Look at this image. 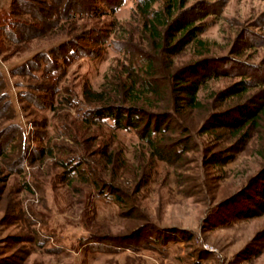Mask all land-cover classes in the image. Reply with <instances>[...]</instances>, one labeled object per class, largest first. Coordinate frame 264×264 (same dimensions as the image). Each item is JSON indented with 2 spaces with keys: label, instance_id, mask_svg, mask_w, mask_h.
Returning a JSON list of instances; mask_svg holds the SVG:
<instances>
[{
  "label": "rangeland",
  "instance_id": "1",
  "mask_svg": "<svg viewBox=\"0 0 264 264\" xmlns=\"http://www.w3.org/2000/svg\"><path fill=\"white\" fill-rule=\"evenodd\" d=\"M12 1L0 0V11L9 10ZM196 1L190 0L188 6ZM101 6L109 13L107 7ZM135 6L136 0H124L115 13L80 18L69 25L72 34L98 29L96 40H108L82 42L94 51L93 56H79L68 65L59 61L64 72L57 83L59 94L39 89L52 83L44 75V67L33 69V63L32 69L23 66L38 53L57 46L64 39L63 34L34 39L21 45V50L5 43L9 57L0 54V70L12 103L10 122L20 127V133L9 146H14L16 152L6 160L0 158V264H264V213L232 218L235 208L251 207L249 201L243 200L236 207L213 209L223 199L244 192L250 180L263 170L256 144L207 172L199 165L201 153H190V160L184 163V168L190 170L183 177L181 163L141 160L144 152L139 151L140 141L134 132L113 130L111 120L103 125L83 124L85 113L91 108L84 91H99L112 68L122 63V55L110 42L121 28L133 33L137 24L133 20ZM205 22L207 29L199 37L210 42L209 53L201 56L202 50L192 44L174 58L177 67L205 55L230 56L241 32L264 38V0H225L221 15L209 16ZM263 59L264 48H252L244 54V60L250 63L260 64ZM17 68L21 75L15 76L12 71ZM237 80L211 79L200 90L199 98L211 101L213 92ZM7 124L5 121L2 126ZM200 140L208 145L212 138L205 136ZM107 146L110 152L124 155L128 169L144 164L146 174H151L135 196V206L144 222L162 230L188 231L192 240L180 237L161 245L145 239L122 248L99 242L109 236L129 234L135 229L134 221L123 216L115 201L99 195L93 177L75 175L73 180L67 179L64 165L68 163L71 169L76 159L74 164L82 163L88 173L97 168L98 154ZM24 154L22 172L9 173L6 164L16 162ZM119 175L121 185L131 193L135 191L131 174ZM27 238L32 241L23 242ZM149 245L154 248L145 247Z\"/></svg>",
  "mask_w": 264,
  "mask_h": 264
},
{
  "label": "trees",
  "instance_id": "2",
  "mask_svg": "<svg viewBox=\"0 0 264 264\" xmlns=\"http://www.w3.org/2000/svg\"><path fill=\"white\" fill-rule=\"evenodd\" d=\"M123 1L13 0L9 10L0 11V54L7 55V59L8 46L14 45L21 50V45L34 39L63 34L64 39L57 46L38 53L28 62L30 64L23 66L36 70L44 67V75L52 83L39 89L47 94H59L57 83L64 74L59 61L68 65L79 56H93L94 51L83 46L82 42L106 43L108 40L106 37L102 42L101 38L96 40L98 29L72 34L69 25L80 18L115 13ZM189 1L136 0L133 20L137 24L133 33L128 34L119 27L120 34L110 42L122 55V63L112 68L99 91H84L85 100L91 108L85 113L83 124L103 125L111 120L113 130L134 132L140 141L139 151L144 152L141 160L181 163L180 176L183 177V173L190 170L184 168L190 160V153H201L199 165L207 172L209 168L230 162L250 144H256L264 163V59L260 64L244 60V54L249 49L257 51L264 48V38L245 36L241 32L230 50V56L210 58L205 55L177 67L174 58L192 44L199 46L201 56L209 53L210 42L199 36L207 29V17L220 16L225 6V0H198L188 6ZM101 5L107 7L109 13ZM12 74L21 75L19 68ZM223 77L239 80L213 92L211 101L199 98L200 90L209 80ZM5 89V79L0 70V120L9 122L2 126L0 121V158L6 160L12 152H16L14 146H9L20 133V127L10 122L13 117L12 103ZM205 136L212 138L208 145L200 140ZM201 146L205 147L202 149ZM108 148L98 154L97 168H91L88 173L83 170L82 163L74 164L76 159L71 163V169H68V163L64 165L67 179L73 180L75 175L93 177L99 195L115 201L121 207L123 216L134 221L135 229L129 234L109 236L111 238L99 242L122 248L127 243L145 239L150 244L161 245L181 238L192 240V233L188 231L162 230L148 221L144 222L135 206V196L151 174H146L144 164L128 169L124 155L110 152ZM49 153L52 155V150ZM25 159L24 154L16 162L7 163L9 173H21ZM119 173L131 174L133 183H136L135 191L131 193L121 185ZM242 200L249 201L251 207L246 210L235 208L232 218H251L264 213V168L250 180L244 192L223 199L213 209L236 207ZM30 241L27 238L23 242ZM145 247L154 248L152 245Z\"/></svg>",
  "mask_w": 264,
  "mask_h": 264
}]
</instances>
